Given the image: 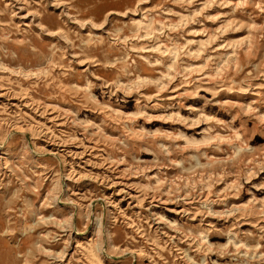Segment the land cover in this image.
I'll use <instances>...</instances> for the list:
<instances>
[{"label":"rangeland","instance_id":"1","mask_svg":"<svg viewBox=\"0 0 264 264\" xmlns=\"http://www.w3.org/2000/svg\"><path fill=\"white\" fill-rule=\"evenodd\" d=\"M0 264H264V0H0Z\"/></svg>","mask_w":264,"mask_h":264}]
</instances>
